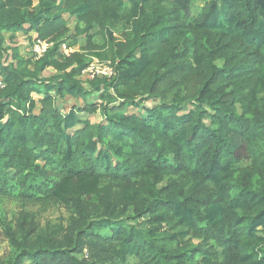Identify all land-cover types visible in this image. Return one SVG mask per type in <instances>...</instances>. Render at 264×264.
Returning <instances> with one entry per match:
<instances>
[{
  "label": "trees",
  "instance_id": "16d2710c",
  "mask_svg": "<svg viewBox=\"0 0 264 264\" xmlns=\"http://www.w3.org/2000/svg\"><path fill=\"white\" fill-rule=\"evenodd\" d=\"M191 2L0 0L1 264H264V0Z\"/></svg>",
  "mask_w": 264,
  "mask_h": 264
},
{
  "label": "rangeland",
  "instance_id": "374dc122",
  "mask_svg": "<svg viewBox=\"0 0 264 264\" xmlns=\"http://www.w3.org/2000/svg\"><path fill=\"white\" fill-rule=\"evenodd\" d=\"M204 2L205 0H192L191 9H190L191 13L192 14L198 13L201 7L203 6ZM36 3L37 0H34V4ZM63 16L68 19V24L70 26V29L73 31L75 20L72 17H69L68 14L66 13L63 14ZM24 35L25 34L19 33L15 43L17 42L18 46L20 47L21 54L23 56L29 57L32 55V48H31L32 42H30V44L28 45L27 37H25ZM77 40H78L77 44L71 47V49L77 50L82 45H84L85 38L82 35L78 36ZM6 42L8 43V40ZM64 45L66 46V44ZM61 50L65 54L62 46H61ZM221 63H222L221 61H218V64ZM51 73L52 70L49 69L44 72V75H49ZM83 77H84L83 79H87L88 78L87 73H85ZM150 103L151 102H148L147 104L151 106L152 104ZM129 110L130 112H137V113L139 112V109L138 108L136 109L134 107L129 108ZM18 199L19 198L15 195L0 194V264L2 261L10 257L12 254V247L3 234L1 223L6 220L8 221L13 220L14 217L18 214V212L22 209V204ZM27 208L36 214L37 220L41 226H45L47 224L57 225L59 223L66 224L70 216L67 208L64 205L55 201H51L48 203H38L34 205L32 204L27 206Z\"/></svg>",
  "mask_w": 264,
  "mask_h": 264
},
{
  "label": "built area",
  "instance_id": "2783aa9c",
  "mask_svg": "<svg viewBox=\"0 0 264 264\" xmlns=\"http://www.w3.org/2000/svg\"><path fill=\"white\" fill-rule=\"evenodd\" d=\"M50 44L41 41L38 38H34L32 42V55L35 59L41 57L48 49ZM64 52L68 54L71 50L67 48L64 44L62 46ZM112 68L106 62L100 61L98 58L93 57L92 61L88 65V67L84 70L83 74L87 73L89 78H93L95 76H111L112 75ZM3 87V82L0 79V88Z\"/></svg>",
  "mask_w": 264,
  "mask_h": 264
},
{
  "label": "crops",
  "instance_id": "0c3cea01",
  "mask_svg": "<svg viewBox=\"0 0 264 264\" xmlns=\"http://www.w3.org/2000/svg\"><path fill=\"white\" fill-rule=\"evenodd\" d=\"M19 33H22V34H24L23 32H18L17 34H16V37H15V41H16V38H17V36H18V34ZM25 37H27V44L29 45L30 44V42H29V36L31 37V40H33L35 37H36V34L35 33H30L29 35H24ZM15 45H17L18 46V44H17V42L15 43ZM18 49H19V52H20V47L18 46ZM69 49L70 50H73V49H71L70 47H69ZM21 53V52H20ZM96 57V56H95ZM46 70H49V69H46ZM45 70V71H46ZM52 70V69H51ZM44 71V72H45ZM44 72H43V74H44ZM52 73H53V70H52ZM51 73V74H52ZM1 79V78H0ZM35 96H34V98H36V99H38V98H40L41 96L40 95H38V94H34ZM77 100H75V99H73V98H70V97H67L66 98V101L64 102V107H65V109L66 110H68L75 102H76ZM86 118H88V119H90L91 121H98L100 118H98L97 117V114H94V115H90V116H86Z\"/></svg>",
  "mask_w": 264,
  "mask_h": 264
}]
</instances>
